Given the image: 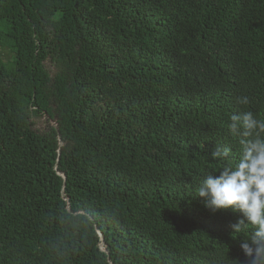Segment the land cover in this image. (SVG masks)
Wrapping results in <instances>:
<instances>
[{
    "label": "trees",
    "instance_id": "1",
    "mask_svg": "<svg viewBox=\"0 0 264 264\" xmlns=\"http://www.w3.org/2000/svg\"><path fill=\"white\" fill-rule=\"evenodd\" d=\"M246 111L264 0H0V264H249L198 197Z\"/></svg>",
    "mask_w": 264,
    "mask_h": 264
},
{
    "label": "clouds",
    "instance_id": "2",
    "mask_svg": "<svg viewBox=\"0 0 264 264\" xmlns=\"http://www.w3.org/2000/svg\"><path fill=\"white\" fill-rule=\"evenodd\" d=\"M238 102L247 105L249 99L241 97ZM228 128L240 138V157L218 174L206 175L198 187V197L204 198V207L213 213L227 209L242 213L232 228L239 232L250 224L253 231L240 247L249 264H264V119L251 111L233 114ZM229 153L228 147L216 146L211 156L224 160Z\"/></svg>",
    "mask_w": 264,
    "mask_h": 264
},
{
    "label": "rangeland",
    "instance_id": "3",
    "mask_svg": "<svg viewBox=\"0 0 264 264\" xmlns=\"http://www.w3.org/2000/svg\"><path fill=\"white\" fill-rule=\"evenodd\" d=\"M46 63H47V67L50 69V71L52 73H54L56 71V68H55L54 64L51 61H47ZM39 122H40V125L43 126V127H45L47 125V123L45 122V118L40 119Z\"/></svg>",
    "mask_w": 264,
    "mask_h": 264
}]
</instances>
